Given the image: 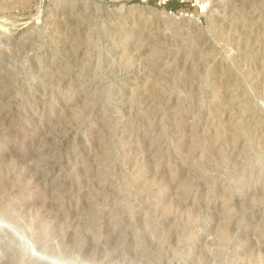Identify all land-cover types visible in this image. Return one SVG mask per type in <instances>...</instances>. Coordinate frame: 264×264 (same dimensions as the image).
I'll list each match as a JSON object with an SVG mask.
<instances>
[{"label":"rangeland","instance_id":"rangeland-1","mask_svg":"<svg viewBox=\"0 0 264 264\" xmlns=\"http://www.w3.org/2000/svg\"><path fill=\"white\" fill-rule=\"evenodd\" d=\"M95 1L0 0V264H264V0Z\"/></svg>","mask_w":264,"mask_h":264},{"label":"bare ground","instance_id":"bare-ground-1","mask_svg":"<svg viewBox=\"0 0 264 264\" xmlns=\"http://www.w3.org/2000/svg\"><path fill=\"white\" fill-rule=\"evenodd\" d=\"M198 2H199V4L202 5L203 9L206 10L207 14L209 13L208 11H210V10L213 11L214 10V6L216 4L215 3L216 2L215 0L214 1H212V0H203V1L202 0H199ZM40 15L41 16L44 15V13H43V11L41 9L39 10V15L38 16H40Z\"/></svg>","mask_w":264,"mask_h":264},{"label":"built area","instance_id":"built-area-1","mask_svg":"<svg viewBox=\"0 0 264 264\" xmlns=\"http://www.w3.org/2000/svg\"><path fill=\"white\" fill-rule=\"evenodd\" d=\"M197 5H198V8H199V12H200L201 14L204 13V12H206V10L203 9L202 5L199 4V2H197ZM199 15H200V14H199ZM199 20H200V19H199Z\"/></svg>","mask_w":264,"mask_h":264},{"label":"trees","instance_id":"trees-1","mask_svg":"<svg viewBox=\"0 0 264 264\" xmlns=\"http://www.w3.org/2000/svg\"><path fill=\"white\" fill-rule=\"evenodd\" d=\"M169 6L175 8L176 5H173L172 3H168Z\"/></svg>","mask_w":264,"mask_h":264},{"label":"water","instance_id":"water-1","mask_svg":"<svg viewBox=\"0 0 264 264\" xmlns=\"http://www.w3.org/2000/svg\"><path fill=\"white\" fill-rule=\"evenodd\" d=\"M88 1H90L92 4H95L96 3L95 0H88Z\"/></svg>","mask_w":264,"mask_h":264}]
</instances>
